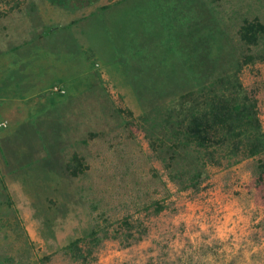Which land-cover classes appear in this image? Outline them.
<instances>
[{"label": "rangeland", "instance_id": "374dc122", "mask_svg": "<svg viewBox=\"0 0 264 264\" xmlns=\"http://www.w3.org/2000/svg\"><path fill=\"white\" fill-rule=\"evenodd\" d=\"M256 20L264 0H0L1 264H264ZM211 98L255 120L198 147Z\"/></svg>", "mask_w": 264, "mask_h": 264}, {"label": "trees", "instance_id": "16d2710c", "mask_svg": "<svg viewBox=\"0 0 264 264\" xmlns=\"http://www.w3.org/2000/svg\"><path fill=\"white\" fill-rule=\"evenodd\" d=\"M244 22L245 24L241 27L240 30V36L241 39L247 44V46L249 48L252 46H254L255 48H259V45H264V24L259 22L258 20L251 23L247 21ZM263 57L264 55L261 56L259 52L256 55L257 59H261ZM253 60L254 58L252 57H248L247 59V61H253ZM223 78L224 77H221L220 79L223 80ZM205 100L207 103L206 105H209L210 109H207L205 107L201 110V113L195 115L193 113L195 108L192 107L190 111V118L192 119V123L188 124L187 127L185 128L187 140L194 141V143L198 147L205 146L204 148H206V146H212V144L220 142V139L215 141V138L209 137L207 135L208 132L207 129L209 128V126L213 127L212 121L215 124L224 125L225 130H228L227 133L236 132V127H235L236 123L243 124L246 126L247 125L253 126V120H255L254 115L252 112H250L252 111V109L248 101H246V99L242 101L241 100L235 101L233 106L228 105V103L223 99L219 100L218 98H214V99L211 98L209 101L208 99ZM263 149H264L263 146L255 145L250 149L249 153L256 154ZM200 176H201L200 170L194 172V174L191 175L189 178V185L195 186ZM160 207L161 206H159V208ZM1 263L2 262L0 261V264Z\"/></svg>", "mask_w": 264, "mask_h": 264}]
</instances>
